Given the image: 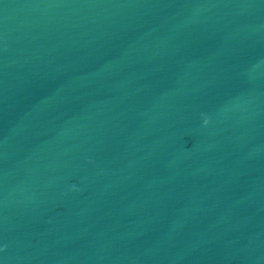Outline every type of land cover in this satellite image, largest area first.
Wrapping results in <instances>:
<instances>
[{
	"label": "water",
	"instance_id": "95a60500",
	"mask_svg": "<svg viewBox=\"0 0 264 264\" xmlns=\"http://www.w3.org/2000/svg\"><path fill=\"white\" fill-rule=\"evenodd\" d=\"M0 264H264V0H0Z\"/></svg>",
	"mask_w": 264,
	"mask_h": 264
},
{
	"label": "clouds",
	"instance_id": "9594fccd",
	"mask_svg": "<svg viewBox=\"0 0 264 264\" xmlns=\"http://www.w3.org/2000/svg\"><path fill=\"white\" fill-rule=\"evenodd\" d=\"M205 123H207V121H205Z\"/></svg>",
	"mask_w": 264,
	"mask_h": 264
}]
</instances>
